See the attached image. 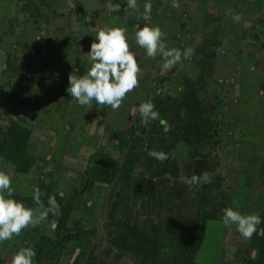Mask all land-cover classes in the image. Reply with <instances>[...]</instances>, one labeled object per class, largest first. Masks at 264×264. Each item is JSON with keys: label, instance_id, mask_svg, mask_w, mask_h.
<instances>
[{"label": "rangeland", "instance_id": "374dc122", "mask_svg": "<svg viewBox=\"0 0 264 264\" xmlns=\"http://www.w3.org/2000/svg\"><path fill=\"white\" fill-rule=\"evenodd\" d=\"M108 2L0 0V140L10 120H22L34 159L20 173L0 156V170L26 206L38 208L34 189L40 198L70 200L65 226L82 233L59 246L49 214L0 244L2 264L32 242L36 264L255 260L252 238L235 225L224 228L220 217L232 207L264 219V0H179L178 8L171 0H151L147 23L161 28L170 48L191 49L170 71L135 44V31L146 23L139 14L125 0H111L121 10L110 13ZM144 2L137 0L141 13ZM228 12L242 19L234 22ZM113 26L128 30L139 87L115 111L94 101L79 106L66 91L69 74L86 73L96 33ZM147 100L159 119L142 123L137 109ZM153 150L167 159L149 156ZM104 154L119 164L109 184L91 176ZM193 175L207 179L190 185ZM42 237L50 240L41 244Z\"/></svg>", "mask_w": 264, "mask_h": 264}, {"label": "clouds", "instance_id": "9594fccd", "mask_svg": "<svg viewBox=\"0 0 264 264\" xmlns=\"http://www.w3.org/2000/svg\"><path fill=\"white\" fill-rule=\"evenodd\" d=\"M124 6L133 13H138V18L146 22L143 27H138L135 31L134 41L144 50L148 58L156 59L159 56L163 61L162 69L169 71L182 58H189L191 49L170 48L161 28L147 23L151 20V0H145L142 13L139 11L137 0H125ZM171 6L178 8L179 0H171ZM107 8L110 13H118L121 5L113 4L109 0ZM226 15H230L234 22L242 19L239 14L228 12ZM127 32L126 28L119 26L99 30L86 54L89 64L86 73L81 76L73 72L69 74V86L66 91L79 106H88L94 101L97 105H106L115 111L121 107L126 95L139 87L138 74L141 69L137 54L130 50ZM137 110L142 123L150 119H159V112L151 100L140 102ZM148 155L159 161L167 159L166 153L162 151L153 150ZM206 179V175H193L188 183L197 185L201 180L206 181ZM40 196L39 190L34 189L32 200L38 206L37 209L15 199V189L10 175L0 170V244L11 241L14 236L19 237L22 231L29 227L38 226L48 219L49 214L53 217L60 214V205L55 196H48L47 207L44 206ZM220 222L224 228L235 225L236 232L244 239L250 240L257 233L258 226L264 223V219L258 212L241 213L237 209L227 207L222 210ZM57 227V221L52 220L49 224L50 230L54 232ZM36 257L37 252L33 245L21 246L12 255L10 264H36Z\"/></svg>", "mask_w": 264, "mask_h": 264}, {"label": "trees", "instance_id": "16d2710c", "mask_svg": "<svg viewBox=\"0 0 264 264\" xmlns=\"http://www.w3.org/2000/svg\"><path fill=\"white\" fill-rule=\"evenodd\" d=\"M78 67L79 70H82V61H79ZM30 135V128L25 125L22 120L12 119L8 122L6 130L0 140V156L11 162L15 171L20 173L28 172L34 164V159L28 152ZM122 138L123 137L119 135V139L122 140ZM261 168L264 170V157ZM118 172V161L109 154L98 157L91 166L92 178L97 182L105 184L111 183ZM55 197L60 205V214L57 217H53L51 214L50 216L52 220L55 219L58 223V227L55 230V241L59 246H62L65 242L79 240L82 233L80 228L76 227L74 230L70 231L65 226L66 220L73 208L71 201H61L58 196ZM41 200L47 204L46 196L41 197ZM260 228H262V232L259 234ZM92 234V232L88 233L89 236ZM47 240L50 239L48 237H42L41 244L46 243ZM35 244L36 243L32 242V245ZM250 246L258 248L259 253L255 260H248L245 264H264V223L258 226V231L253 235ZM0 264H2L1 258Z\"/></svg>", "mask_w": 264, "mask_h": 264}]
</instances>
